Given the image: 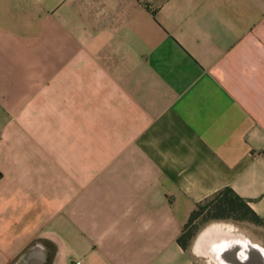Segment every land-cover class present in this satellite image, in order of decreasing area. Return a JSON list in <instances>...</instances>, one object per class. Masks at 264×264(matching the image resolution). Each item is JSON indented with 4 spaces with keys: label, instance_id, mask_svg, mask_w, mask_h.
<instances>
[{
    "label": "crops",
    "instance_id": "1",
    "mask_svg": "<svg viewBox=\"0 0 264 264\" xmlns=\"http://www.w3.org/2000/svg\"><path fill=\"white\" fill-rule=\"evenodd\" d=\"M225 189L258 222L180 245ZM207 227L264 255V0H0V264H216Z\"/></svg>",
    "mask_w": 264,
    "mask_h": 264
},
{
    "label": "trees",
    "instance_id": "2",
    "mask_svg": "<svg viewBox=\"0 0 264 264\" xmlns=\"http://www.w3.org/2000/svg\"><path fill=\"white\" fill-rule=\"evenodd\" d=\"M230 221L235 223H257L258 219L244 200L236 196L231 190L218 192L208 200L196 205L184 229L186 233L178 239L180 245L188 241V234H193L194 222L207 224L210 221Z\"/></svg>",
    "mask_w": 264,
    "mask_h": 264
},
{
    "label": "water",
    "instance_id": "3",
    "mask_svg": "<svg viewBox=\"0 0 264 264\" xmlns=\"http://www.w3.org/2000/svg\"><path fill=\"white\" fill-rule=\"evenodd\" d=\"M208 228L210 227H207L199 234L195 247L198 253L211 258L216 264H255L256 260L251 256L252 253H260L264 259L262 250L257 245L251 242L248 243L241 235L231 237L229 243H222L217 246L208 243L209 240H201L199 242V239ZM223 229L228 232L231 227L225 226ZM248 252L249 255L247 254Z\"/></svg>",
    "mask_w": 264,
    "mask_h": 264
},
{
    "label": "rangeland",
    "instance_id": "4",
    "mask_svg": "<svg viewBox=\"0 0 264 264\" xmlns=\"http://www.w3.org/2000/svg\"><path fill=\"white\" fill-rule=\"evenodd\" d=\"M226 222H228L231 225H234V227H237L239 231L246 232L248 230L246 223H235V222H230V221H226ZM250 230H252L251 225H250Z\"/></svg>",
    "mask_w": 264,
    "mask_h": 264
},
{
    "label": "bare ground",
    "instance_id": "5",
    "mask_svg": "<svg viewBox=\"0 0 264 264\" xmlns=\"http://www.w3.org/2000/svg\"><path fill=\"white\" fill-rule=\"evenodd\" d=\"M216 230V228L215 227H210V228H208V230H206L205 231V233H211V232H213V231H215ZM218 230V229H217ZM249 254V253H248Z\"/></svg>",
    "mask_w": 264,
    "mask_h": 264
}]
</instances>
